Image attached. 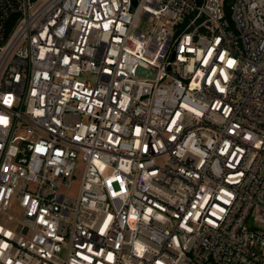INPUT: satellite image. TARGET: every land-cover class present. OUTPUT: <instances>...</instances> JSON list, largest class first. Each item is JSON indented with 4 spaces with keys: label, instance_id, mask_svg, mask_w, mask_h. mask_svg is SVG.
Listing matches in <instances>:
<instances>
[{
    "label": "built area",
    "instance_id": "1",
    "mask_svg": "<svg viewBox=\"0 0 264 264\" xmlns=\"http://www.w3.org/2000/svg\"><path fill=\"white\" fill-rule=\"evenodd\" d=\"M0 264H264V0H0Z\"/></svg>",
    "mask_w": 264,
    "mask_h": 264
},
{
    "label": "trees",
    "instance_id": "2",
    "mask_svg": "<svg viewBox=\"0 0 264 264\" xmlns=\"http://www.w3.org/2000/svg\"><path fill=\"white\" fill-rule=\"evenodd\" d=\"M226 2H227V3H230V2H231V0H226Z\"/></svg>",
    "mask_w": 264,
    "mask_h": 264
}]
</instances>
